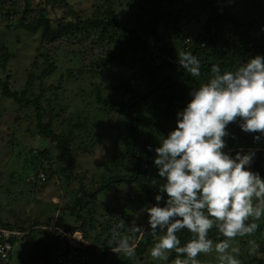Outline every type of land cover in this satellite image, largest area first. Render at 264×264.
I'll list each match as a JSON object with an SVG mask.
<instances>
[{
    "label": "trees",
    "instance_id": "obj_1",
    "mask_svg": "<svg viewBox=\"0 0 264 264\" xmlns=\"http://www.w3.org/2000/svg\"><path fill=\"white\" fill-rule=\"evenodd\" d=\"M114 1L116 0H103V4L97 5L99 9L92 10L90 17L83 15V11L78 13L73 10L67 0L60 3L52 0L51 8L59 9V15L52 17L45 6L35 9L31 5L32 0H25L21 16L11 27L29 33L39 30L41 37L39 48L42 50L34 56L32 64L37 68L40 60L50 63L39 75H35L33 70L29 71L26 85L17 90L10 85L9 74L3 79L0 78V93L20 104L26 101L27 104L34 105L35 126L38 132L56 141L57 158L63 163L60 165L63 166L60 170L61 175L67 182L71 177L77 182L73 188L72 203L65 205L76 215L77 221L65 228L71 231L79 230L85 240L99 242L104 248L102 252L100 251L103 254L111 251L122 254L115 250L119 239L126 237L131 244H135L132 255L139 258L138 260H143L148 246L153 241L147 233L136 243L134 241L137 234L134 229L133 233H128L127 236L123 234V228H118L116 239L110 241L98 237L99 234L97 236L96 233L87 235L86 230L92 223L100 222L94 208L97 197L109 186L129 184L125 198L136 204L137 212L155 203L154 196L158 192V187L165 181L157 174L153 165L154 157L148 151L149 146L156 143L158 147L162 137H166L176 126V113L187 104L191 90L207 81L211 65L218 64L222 71H234L248 58L255 55L264 56V0H134L135 9H125V19L119 17L118 10L114 8ZM118 1L121 4V1ZM126 1L131 3L132 0ZM202 14L206 15V20L200 31L196 35L184 33L185 24L192 20L199 21ZM159 26L164 27L162 33L158 30ZM186 39L187 42L184 43ZM4 42L0 36L1 69L5 68L9 57L12 56ZM183 50L192 51L200 60L199 77H193L179 64L178 54ZM96 51L98 52L95 53ZM53 54L56 59L51 61ZM73 59L79 68L94 72V77L96 74L99 75V70L102 72L106 68L107 71L102 76L104 79L111 75L113 70L121 67L128 73L127 79L119 84L118 94L119 96L129 94L120 101L103 100L100 88L95 85L96 102L103 106L101 110L104 113L109 112L110 105L120 104L117 120L121 125L118 128L119 140L115 142L110 156L99 164L101 174L98 181H92L91 185L84 182L86 171L80 173L73 171L71 160L72 144L77 140L75 131L81 130L83 133L87 131L84 137H88V134L95 130L89 123L90 120L81 123L69 119L65 124L69 128L57 133L53 130L51 118L43 121L45 117L39 103L41 94L32 99L27 97V92H32L35 79L41 80L53 73L55 64L52 62L56 60L71 62ZM67 75L70 81L77 80L73 72ZM52 86L54 87L50 85V88ZM39 91H43L42 87ZM227 131L229 136L225 137L224 150L229 154L254 150L255 158L250 166L251 170L264 177V146H258V140L253 139L257 134L242 131L236 122L229 123ZM44 155L45 151L42 150L32 157L43 158ZM33 162L34 175L37 177L43 163L42 160ZM65 169L68 171L64 172ZM132 184L138 189L133 194ZM107 210V217H104L105 221L101 226H111L110 224L115 222V227H119L117 220L124 217L122 208L112 207ZM145 217L147 218L146 212ZM125 222L123 221L121 225ZM248 222H253L252 218H249ZM139 223L135 221L134 228ZM28 224L29 226L0 222V226L3 227L30 229V235L35 226L50 225V222L37 223L29 220ZM75 225H78V228ZM262 227L258 225L253 233H258ZM212 232H215L212 239L218 237L219 241L224 239L218 228L214 227ZM177 235L181 246L191 238L187 229ZM35 238L41 245L40 258L47 264L48 258L53 255L52 235L47 230H38ZM90 247V256L93 257L98 252L94 250V246ZM113 248L115 250H112ZM177 255L175 250H171L164 263L144 261L142 264H169ZM241 264H264V260L248 253Z\"/></svg>",
    "mask_w": 264,
    "mask_h": 264
},
{
    "label": "rangeland",
    "instance_id": "obj_2",
    "mask_svg": "<svg viewBox=\"0 0 264 264\" xmlns=\"http://www.w3.org/2000/svg\"><path fill=\"white\" fill-rule=\"evenodd\" d=\"M55 1L60 3L62 0ZM120 1L121 4L118 0L114 1V8L118 10L119 17L125 19V9H135V2L134 0L131 3L126 0ZM51 3L52 0H32L31 5L35 9L45 6L52 17L58 16L59 9H52ZM67 3L78 13L83 11V15L91 17L92 12L99 9L97 5L103 4V0H67ZM24 4L25 0H3L0 2L2 7L0 9V36L5 41L4 44L9 52L12 53L5 68H0V78L3 79L9 74L10 85L16 90L26 85L29 71L33 70L35 75H39L42 69L50 63L49 61L44 63L40 60L37 68L33 67L34 56L42 50L39 48L41 41L39 30L35 33H29L23 29L11 27L21 16ZM205 20L206 15L202 14L199 21L192 20L186 23L183 29L184 33L189 32L196 35ZM158 30L162 33L164 27L159 26ZM186 42L187 39L184 40V43ZM47 46L49 47L48 44ZM93 50L96 49L93 48ZM52 56L51 61L56 59L55 54ZM60 58L62 59L61 56ZM52 63L55 64L53 73L41 80L35 79L32 92L28 91L27 97L32 99L41 94L39 103L45 117L43 121L51 118L53 130L57 133L69 128L65 125L69 119L81 121V123L90 120L89 123L95 130L90 132L88 137H84L87 131L86 133L81 132V130L75 131V139L77 140L72 144L71 160L73 171L75 173L86 171L84 182L91 185L92 181H98L99 174H101L99 164L110 156L115 142L119 140L118 128L121 125V122L119 123L117 120L118 110L121 109L120 104L110 105L109 112L104 113L101 110L103 106L96 102L95 87L98 85V89L100 88V96L103 100L120 101L122 98L125 99L129 93L119 96L118 87L121 81L127 79L128 73L123 71L124 67H121L113 70L112 74L104 79L102 76H104L107 68L102 72L99 70V75L96 74L94 77V72L79 68L74 59L71 62L56 60ZM72 72L76 75L77 80L75 82L70 81L67 75ZM50 85H54V87L50 88ZM40 87H42V92L39 91ZM33 110V104H27L26 101L20 104L0 93V222L29 226L27 221L33 220L37 223L50 222L54 223L52 224L54 226L65 228L77 221L76 215L65 207V205L68 206L72 203L73 188L77 182L73 181L72 177L67 182L61 175L60 170L63 166L60 165L63 163L59 162L57 158L56 141L42 136L38 132ZM257 143L258 146L263 147L264 138L258 140ZM155 144L150 145L153 150L148 149L153 157L155 156ZM42 150L45 151L43 158L32 157L33 154L35 155ZM145 153L144 151L143 154ZM32 160H42L43 168H40V171L46 175L44 181L35 177ZM63 171L67 172L68 170ZM128 187L129 184L109 186L98 195L94 208L100 222L92 223V226L86 230L88 236L96 233L97 236L99 234L98 237L100 238H107L106 241L115 240L118 228L124 229V235L132 234L135 221L140 222L137 226L144 229L145 232L148 230L147 218H144L146 207L137 212L136 204L125 198ZM131 187L132 194L138 190L134 184ZM112 207H121L124 217L117 220L119 227H115V222H112L111 226L102 227L101 225L105 221L104 217H107V209ZM101 213L102 215H100ZM250 218L254 223L263 227L258 233L243 237L238 236L232 240L229 251L231 248L239 249L238 253H234V255L241 262L246 258V254L250 253L252 248L250 242L259 245L254 254L264 260V215L259 219ZM123 221L126 222L121 225ZM75 227L78 228V225ZM37 231L38 229H34L31 235H24L15 239L9 262H0V264H46L40 258L42 249L41 245L36 242ZM214 234L215 232H213L212 237ZM159 235L160 233L149 235L153 241L148 246L143 260H138L139 258L132 254L122 253L119 255L114 251L103 254L101 251L91 257L89 264H142L144 261L164 263L166 260L163 257L153 258L150 255ZM138 239L139 237L136 236L134 242L136 243ZM218 239L219 237L213 239L211 252L198 255L197 259L200 264H220L218 254L215 252V243L219 242ZM86 241L95 248L104 249L99 242H94L92 239ZM180 258L185 259L186 257ZM175 259L169 264H175ZM47 264H56L51 255Z\"/></svg>",
    "mask_w": 264,
    "mask_h": 264
},
{
    "label": "clouds",
    "instance_id": "obj_3",
    "mask_svg": "<svg viewBox=\"0 0 264 264\" xmlns=\"http://www.w3.org/2000/svg\"><path fill=\"white\" fill-rule=\"evenodd\" d=\"M178 62L193 77L200 76L201 62L192 51H180ZM189 95L176 113V126L154 149L153 165L165 182L155 203L145 208L148 230H134L141 239L160 233L150 251L153 258L167 260L175 250V264H200L198 255L213 250L216 227L224 237L215 243L220 264H241L234 255L239 249H229L235 237L258 228L248 221L264 215V177L251 170L255 151L229 154L225 137L229 123L236 122L242 131L256 133L254 140L264 138V56L250 57L234 71L211 65L207 81ZM184 229L191 238L181 246L177 233ZM250 243L254 254L259 245ZM115 251L131 255L134 245L121 238Z\"/></svg>",
    "mask_w": 264,
    "mask_h": 264
},
{
    "label": "built area",
    "instance_id": "obj_4",
    "mask_svg": "<svg viewBox=\"0 0 264 264\" xmlns=\"http://www.w3.org/2000/svg\"><path fill=\"white\" fill-rule=\"evenodd\" d=\"M41 181L45 180V174L39 172L37 175ZM34 229L47 230L53 238V259L56 264H89L90 244L83 238L79 230H68L59 226L38 225ZM29 230L8 228L0 226V262L8 263L13 251V239L27 235ZM97 252L103 249L95 248Z\"/></svg>",
    "mask_w": 264,
    "mask_h": 264
},
{
    "label": "crops",
    "instance_id": "obj_5",
    "mask_svg": "<svg viewBox=\"0 0 264 264\" xmlns=\"http://www.w3.org/2000/svg\"><path fill=\"white\" fill-rule=\"evenodd\" d=\"M50 224H54V223H50ZM13 252V251H12Z\"/></svg>",
    "mask_w": 264,
    "mask_h": 264
},
{
    "label": "water",
    "instance_id": "obj_6",
    "mask_svg": "<svg viewBox=\"0 0 264 264\" xmlns=\"http://www.w3.org/2000/svg\"><path fill=\"white\" fill-rule=\"evenodd\" d=\"M212 234H213V232H212Z\"/></svg>",
    "mask_w": 264,
    "mask_h": 264
}]
</instances>
